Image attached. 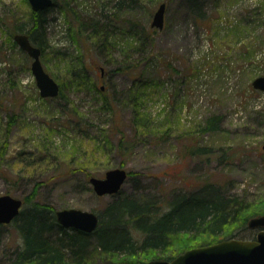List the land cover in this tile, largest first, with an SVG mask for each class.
<instances>
[{
  "label": "rangeland",
  "instance_id": "obj_1",
  "mask_svg": "<svg viewBox=\"0 0 264 264\" xmlns=\"http://www.w3.org/2000/svg\"><path fill=\"white\" fill-rule=\"evenodd\" d=\"M164 1L142 0L132 18L144 26L151 24L154 12ZM70 2L94 14L108 0ZM204 8L206 21L199 24L178 1L170 5L167 0L164 27L154 34L152 55L156 61H169L174 72L164 67L146 72L145 62L141 65L140 72L146 73L141 78L140 103L150 117L148 134L140 133V128L135 132L129 107L114 104L120 121L116 123L133 145L126 156L110 152L121 134L96 109L100 104L95 102L99 97L96 91L74 93L77 91L70 82L82 59L91 70L88 79L97 82V90L112 85L123 93L134 87V81L112 73L108 81L104 80V67L93 56L89 41L84 36L81 41L77 39L76 26L60 9L50 10L45 24L48 41L40 60L43 69L70 95L74 107L86 113L82 123L78 122L91 125L80 131L73 125L76 121H69V115L63 113V105L41 100L30 71L31 60L19 50L6 48L0 29L2 105L9 108L13 101L20 105L16 108L20 122L11 127L3 165L10 178L0 177V196L22 199L39 181L38 202L51 204L55 211L75 208L98 213L111 197H99L90 185L85 187V174L101 179L107 170L120 168L117 164L121 162L122 169L132 173L118 192L121 196L152 198L160 203L172 193L193 190L207 174L213 181L224 183L229 193L246 195L249 201L264 196V93L252 86L255 78L264 77V0H218ZM6 9L15 13L18 24L28 21L31 8L27 0H0V10ZM125 37L121 41H131L127 34ZM8 71L14 75L8 76ZM3 109L2 129L7 118ZM215 115L222 118L220 130L203 131L206 118ZM43 142H48L47 152L35 147ZM70 146L78 148L77 153H69ZM203 148L204 153L198 151ZM195 149L197 154L192 153ZM219 238L213 242L218 243ZM17 242L15 230L5 228L0 236V255L5 245L14 247ZM140 259L142 256L133 257L130 262Z\"/></svg>",
  "mask_w": 264,
  "mask_h": 264
},
{
  "label": "trees",
  "instance_id": "obj_2",
  "mask_svg": "<svg viewBox=\"0 0 264 264\" xmlns=\"http://www.w3.org/2000/svg\"><path fill=\"white\" fill-rule=\"evenodd\" d=\"M70 1L52 0V7L40 12L30 10L27 14L28 21L19 24L18 17H15L13 11L0 10V29L6 40H4L7 44L6 48L19 50L20 54H25L13 39V35L24 33L31 43L40 49V58H43L48 41L45 33V24L49 20L48 12L53 8L60 9L67 21L76 26L77 39L80 40L79 38L82 39L84 36V40L89 41L93 56L101 60L104 80L108 81L112 73L127 76L134 81V87L129 91L124 90L123 93H118L112 85L97 90V82L88 79L87 74L91 70L82 59L76 65L79 69L78 73L72 74L75 78L70 82L77 91L74 93H78L79 90L96 91L99 97H95V102L100 103L96 109L104 114L112 127L114 126V129L121 134L114 141L110 152L126 156L133 145L125 140L124 132L116 123L120 121L119 113L114 110V104L116 105L117 102L118 105L130 108L132 111L130 120L135 132L139 128L140 133L149 131L147 119L150 121V117L149 115L147 117L145 110L141 109L140 103V100H143L141 78L146 72L160 70L162 67L174 72L169 61L166 63L156 61L152 55L155 45L154 34L161 30L152 28L149 22L144 26L143 23L132 18L141 8L142 0H108L94 14L85 10L80 4L74 5ZM176 1L182 9L191 13L195 23L199 22V24L206 21L204 6L209 2H218V0H169V4L172 5ZM164 2L167 4V0ZM126 34L131 41L128 39L121 41L122 38H126ZM2 50L3 45L0 46V53L3 52ZM57 53L61 55L59 51ZM25 59H27L26 54ZM144 62L146 72L144 71L143 74L140 68ZM7 73L8 76L14 75V72ZM9 83L18 86L15 81ZM43 100L63 105V113L69 115V121H76L77 124L73 125L76 127L78 125L80 131L84 132L86 125H91L89 122L84 126L81 124L86 113L74 107L73 100L64 89L62 90V87L59 86V94L56 98ZM2 101L3 98L0 97V112L4 108L2 111L7 118L3 129L0 127V177L8 179L10 176H7L3 165L8 152L11 127L20 122L16 112V108L20 105L13 101L9 108H5ZM221 121L219 115L206 118L202 130L211 133L219 131ZM150 126L153 125L150 123ZM48 142H43L42 145L35 144V147L39 146L43 152H47ZM106 144H108L107 140ZM196 150L198 149L192 153L197 154L198 151L204 153L206 148ZM68 151L75 154L78 148L70 146ZM86 158L89 160L92 157ZM117 166L124 168V162ZM91 175L89 172L85 174V187L89 185ZM131 176L132 173L128 172L127 179ZM41 183L36 182L28 195L21 199L23 206L18 216L7 225L0 224V236L9 226L15 230L18 238L14 247L8 244L2 249L0 259L3 262L0 264H131V258L141 256L142 260L138 261L140 264L153 260H171L185 250L216 243L213 239L218 237H221L219 238L221 240H251L256 230L247 227L248 221L250 218L264 215L263 195L249 201L246 195L229 193L225 190L224 183L213 181L207 174L204 178L201 177L193 190L172 193L170 197L168 196L170 199L163 198L160 203L152 198L142 200L140 196H121L119 193L112 195L97 213L96 230L83 233L58 225L54 207L37 201ZM219 239L218 241H221ZM149 255L150 260L147 259L148 257L145 258Z\"/></svg>",
  "mask_w": 264,
  "mask_h": 264
},
{
  "label": "water",
  "instance_id": "obj_3",
  "mask_svg": "<svg viewBox=\"0 0 264 264\" xmlns=\"http://www.w3.org/2000/svg\"><path fill=\"white\" fill-rule=\"evenodd\" d=\"M32 11L40 12L52 7V0H27ZM165 3L160 4L153 14L151 27L162 30L164 27ZM20 50H23L31 60L30 71L33 75L36 88L42 99L56 98L59 94V85L43 69L40 60V49L34 46L24 33L13 36ZM253 88L264 93V77L255 78ZM264 149V145L262 146ZM127 181V171L122 168L107 170L103 178L90 177L89 185L99 197L116 195ZM22 200L8 194L0 196V224L7 225L13 221L22 208ZM56 223L66 229L91 233L98 226L97 213L81 211L79 209H62L55 211ZM248 228L258 229L255 239L251 240H221L185 250L171 260H153L142 264H264V215L250 218ZM140 264V263H131Z\"/></svg>",
  "mask_w": 264,
  "mask_h": 264
},
{
  "label": "flooded vegetation",
  "instance_id": "obj_4",
  "mask_svg": "<svg viewBox=\"0 0 264 264\" xmlns=\"http://www.w3.org/2000/svg\"><path fill=\"white\" fill-rule=\"evenodd\" d=\"M101 77H103V74H102V72H101Z\"/></svg>",
  "mask_w": 264,
  "mask_h": 264
}]
</instances>
